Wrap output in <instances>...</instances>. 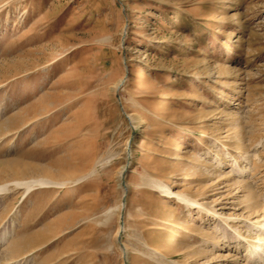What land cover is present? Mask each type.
Masks as SVG:
<instances>
[{
  "label": "rangeland",
  "instance_id": "rangeland-1",
  "mask_svg": "<svg viewBox=\"0 0 264 264\" xmlns=\"http://www.w3.org/2000/svg\"><path fill=\"white\" fill-rule=\"evenodd\" d=\"M263 221L264 0H0V264H251Z\"/></svg>",
  "mask_w": 264,
  "mask_h": 264
},
{
  "label": "bare ground",
  "instance_id": "bare-ground-1",
  "mask_svg": "<svg viewBox=\"0 0 264 264\" xmlns=\"http://www.w3.org/2000/svg\"><path fill=\"white\" fill-rule=\"evenodd\" d=\"M146 87H147V83H146V81H143L140 83L137 91H143V90H145ZM240 155L242 156V154H240ZM233 160H234V163L236 164L234 167V171L236 172V174H238L240 176H245L246 174H248V172H249L248 168H243V167L241 168L242 161H243L242 157L241 158L239 156L234 157ZM154 185L156 186V188L164 191V193L175 194V196H177L178 199L180 198L182 201L185 200L186 202H189V200L187 198H185L186 196L183 197L184 195L181 196L182 194L180 195V194L172 191L168 184H164V183L162 184V183L156 181ZM155 186H153V187H155ZM193 204H195V203L193 202ZM197 204H198V206L200 205V203H197ZM202 205H203V203H202ZM252 224H253V222H252ZM254 228L258 232H261L260 234H262V236L259 237L258 239L254 238L255 241L254 240L250 241V243L247 242L248 243L247 245L244 244V247L246 246L245 247L246 248L245 257H246V260L251 264H264V223H255ZM239 240H241V239H239ZM239 240L237 241V244L235 246V250L238 247V244L240 242ZM242 240H244V239H242ZM244 241H247V240L245 239ZM158 253H159L158 255L165 257V255L163 253H160V252H158Z\"/></svg>",
  "mask_w": 264,
  "mask_h": 264
}]
</instances>
